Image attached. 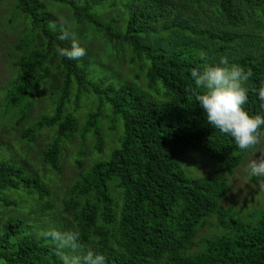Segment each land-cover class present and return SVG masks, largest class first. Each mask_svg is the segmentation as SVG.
Masks as SVG:
<instances>
[{
    "label": "trees",
    "instance_id": "1",
    "mask_svg": "<svg viewBox=\"0 0 264 264\" xmlns=\"http://www.w3.org/2000/svg\"><path fill=\"white\" fill-rule=\"evenodd\" d=\"M11 7L3 18L19 32V73L0 90V122L20 137L16 153L0 131V264H72L90 253L106 264H264V208L242 215L227 204L229 177L264 151V140L241 150L208 125L191 78L227 58L251 72L245 110L264 115V0H12ZM61 26L69 39H59ZM97 36L110 47L105 63L83 47ZM73 40L84 57L55 53ZM124 62L137 83L110 70ZM47 83L53 114L31 119ZM91 97L98 104L81 127L77 113ZM105 118L108 133L121 124L118 147L90 165L79 150L74 182L60 197L50 186L65 173L66 149L92 138L104 153ZM46 130L50 140H42ZM197 157L219 164L216 174L187 170ZM249 176L258 186L264 180ZM53 232L75 234L77 246L60 247Z\"/></svg>",
    "mask_w": 264,
    "mask_h": 264
},
{
    "label": "rangeland",
    "instance_id": "2",
    "mask_svg": "<svg viewBox=\"0 0 264 264\" xmlns=\"http://www.w3.org/2000/svg\"><path fill=\"white\" fill-rule=\"evenodd\" d=\"M47 4V5H46ZM12 0H0V90L6 86L10 85V82L13 79H16L19 73V68L13 65V59L20 56V53L15 49V41L18 40L19 32L11 29V25L8 23L7 18H3V13L9 16V11L11 10ZM45 5L50 8V12L56 15L59 12L56 9L54 4H49L45 1ZM2 7H6V10H3ZM70 14V12H67ZM66 15V14H65ZM67 16V15H66ZM115 16V15H112ZM63 24L69 25L65 19H62ZM71 27H73L71 25ZM84 48H91L94 51L95 56H97L98 60L102 63H105L106 56H109L111 53L109 52L110 47L107 46L104 39L97 36L93 41H91L90 37L83 41ZM111 59H115L116 55H112ZM132 66L128 62H124L121 66L113 65L110 66V70H114L120 73L122 77V82H133L137 83V79L134 73L131 71ZM137 72L138 69H135ZM143 78H145V74H143ZM116 81L120 80L115 78ZM145 80V79H144ZM143 81V80H141ZM44 84L43 89L36 95V99L33 106V113L31 119H40L44 114L52 115L54 111V100L50 97L49 89L50 86ZM1 99V95H0ZM98 104V100L96 98H84L81 103V108L78 111L79 124L82 127L86 123V117L90 112L96 110V106ZM76 105L73 102L70 106V110H75ZM108 112V110L106 111ZM3 123L0 122V131L3 129L7 134L2 135V142H5V145H10L11 148H14V151L18 152L17 145L19 144L20 134H14L12 131V127H4ZM102 127L106 135V146L105 151L102 154H97L94 149V141L92 138H89L88 141L83 142L79 138L75 140V144L72 147L66 149L64 153V165H65V173L61 176V179L56 177L54 178V183L50 186L52 189L56 190V194L62 197L67 190L70 189L71 185L74 182L76 170L79 168L78 163L76 162V158L80 151L86 149L85 156L87 157V165H90L94 161L107 159L111 152L118 147V138L121 135V124H118V129L116 131L107 132L109 130L108 119L105 118L102 121ZM51 134L48 130L44 131L42 134V140H50ZM41 140V141H42ZM41 141H38V146H43ZM7 146V145H6ZM80 150V151H79ZM264 152L260 149L257 153H255L252 157H250L249 161L254 159L255 157L259 158L260 153ZM33 158L36 159V151L32 153ZM195 160L192 165L188 167L187 170L193 171L192 173L195 176H203L209 175L210 172L212 174H216V168L219 164H213L208 158H199ZM186 165V164H185ZM212 166V167H210ZM187 168V165H186ZM249 172L247 167H241L237 170L235 176L229 177L231 187L235 188L232 191L230 198L227 200V204L230 206H234L238 212H242V215H245L249 212H253L258 209L261 210L264 208V180L261 181V184L258 186L255 182L250 180ZM264 178V177H262ZM65 192V193H64ZM245 196L246 202L243 203V197ZM226 200V199H225Z\"/></svg>",
    "mask_w": 264,
    "mask_h": 264
},
{
    "label": "clouds",
    "instance_id": "3",
    "mask_svg": "<svg viewBox=\"0 0 264 264\" xmlns=\"http://www.w3.org/2000/svg\"><path fill=\"white\" fill-rule=\"evenodd\" d=\"M50 27L56 30V25ZM60 40H67L69 32L60 28ZM55 53L62 58L78 61L86 55V50L73 40L71 48L57 46ZM251 72L239 65L231 64L227 58L219 64L208 66L203 70L193 69L191 78L197 89L196 100L200 108L206 113L207 124L218 129L222 134L230 135L241 150H249L264 140V115H251L244 105L248 100L245 86ZM264 100V91L261 92ZM259 158L255 157L247 164V170L252 177H264V152ZM52 237L60 247H76L75 234L53 232ZM72 264H106L102 254L90 253L83 261L73 258Z\"/></svg>",
    "mask_w": 264,
    "mask_h": 264
}]
</instances>
